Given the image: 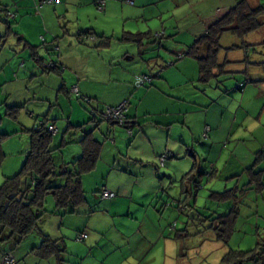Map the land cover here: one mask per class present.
<instances>
[{
  "label": "crops",
  "instance_id": "obj_1",
  "mask_svg": "<svg viewBox=\"0 0 264 264\" xmlns=\"http://www.w3.org/2000/svg\"><path fill=\"white\" fill-rule=\"evenodd\" d=\"M40 1L0 0V134L6 136L0 148V185L4 179L19 172L29 151L27 113L32 121L29 120L31 129L46 118L57 129L53 137L59 135L61 127L56 122L59 113L46 109L48 96L45 98L43 92L46 79H53L57 97L61 94L68 99L67 89L69 84H75L72 80L76 78L81 94L92 100L88 107L80 102L84 111L80 123L73 122L74 117L78 119V114L71 110L64 128L66 133L88 123L90 117H86L85 112L90 107H115L128 100L126 116L131 126V136L115 124L103 122L92 134L102 143V153L108 155L104 158V166H111L105 172L106 181L102 188L113 192L115 198L111 201L101 200L99 189L94 197L99 201L98 211L88 206L86 201L81 214L62 215L60 228H70L71 216L84 217L78 220L84 229L77 231L79 233H76L74 241L84 246L81 251L85 255L75 256V259H81L80 264H86L89 258L96 264H186L189 251L183 249L185 244L180 242L182 238L177 240L174 237L175 231L186 229V224L179 229L172 224L168 229V225L161 220L167 210L157 223L152 221L148 224L140 220L138 214L152 208L155 200L160 203L164 201V195L159 199L156 193L159 189H164L165 194L169 188H179L181 194L187 192L180 199V205L187 207L194 203L196 207L198 191H202L203 187L197 190L192 200L189 191L192 192L194 185L190 181L181 184L182 178L192 170L194 164L198 174H202L199 175L202 178L200 185L210 186L209 193L245 190L243 196L259 194L255 186L248 187L249 171L254 172L252 166L243 165L241 168L232 165L229 169L228 166L232 158V149L229 148L233 147L235 141L232 118L236 120L240 112L242 120L247 119L244 106L248 107L253 97L257 98L260 94H255V88L264 85V26L243 39L230 33L223 34L218 54L221 72H217V77L206 84L198 81V65L194 59L185 57L176 61L177 64H167L173 61V55L184 53L206 33L213 22L239 2L246 1L251 9H264V0H56L52 5L38 7ZM99 1L103 2L101 9L96 5ZM6 13L13 14L14 19L6 22ZM80 33L85 35L78 37ZM139 33L146 35L143 44L146 43L144 48L148 51L143 60V69L138 68L134 72L120 63L122 56L129 54L126 48H121V52H118L120 48H116V53L109 57L97 56L96 61L90 58L89 62L82 61V67L77 66L76 56L83 51H107L111 41L126 43L122 41L123 36ZM158 33H163V37L157 41L160 45L154 50L151 43ZM90 37L95 39L91 40ZM178 48L183 49L175 51ZM162 50L168 54H163ZM33 54L43 60L58 61L65 68L62 73L68 68L71 71L69 83L63 76L60 77L62 73L59 74L60 79L55 74L53 77L42 75L36 65L28 62ZM130 60L133 58L126 59ZM136 74L153 77L151 84L140 93L132 90ZM237 85H241V88L236 89ZM110 87H117V92L109 89L107 100L104 97ZM43 102L39 107L35 106ZM18 107L20 109L15 120L7 117L9 109ZM22 112L25 114L21 118ZM76 131L79 133V130ZM77 143L74 155H79L75 159L81 155ZM225 143L229 145L223 149ZM239 145L240 142L235 144ZM164 154L168 158L160 170L157 162ZM210 171L213 173L212 180L207 181L203 174ZM145 176L151 179L152 189L143 187ZM242 177H246L245 183H241ZM148 193L151 197L146 204ZM242 201L240 197L238 214ZM218 205L223 207L220 215H225L234 206L232 202ZM189 212L191 218L201 217L194 210ZM85 217L86 221L83 220ZM65 219H68L67 224ZM134 223L139 226L134 228ZM255 225L258 237L261 229L258 223ZM43 230V227L42 230L38 227V236L30 240L32 245L24 248L21 254L13 253L12 256L8 250L0 254V264H4L6 256H10L14 264H18V261H21L20 264H51V261L57 264L54 259L42 260L30 253L32 248L40 245L43 237H48ZM58 232L60 238L54 241L63 249L64 256L66 243L63 234L60 230ZM81 234L86 238L78 241L77 237ZM20 243L22 241L14 243L15 247ZM77 244L72 243V247H78ZM228 251L232 250L226 249L225 254ZM225 254L218 264H221ZM259 262H264L263 253L257 258V264Z\"/></svg>",
  "mask_w": 264,
  "mask_h": 264
},
{
  "label": "trees",
  "instance_id": "obj_2",
  "mask_svg": "<svg viewBox=\"0 0 264 264\" xmlns=\"http://www.w3.org/2000/svg\"><path fill=\"white\" fill-rule=\"evenodd\" d=\"M42 1L43 0H41L39 4ZM99 2H96V5ZM7 14L8 13H6L4 18L6 22L8 19H14L13 14V18H9ZM263 16V8L258 7L251 9L246 1H241L234 8L229 10L223 17L213 22L202 37H200L193 45L188 47L184 53H181L183 58H192L197 62L198 81L200 83H208L210 80L217 77L216 73L221 70V66L218 62V54L221 51L219 42L222 35L225 33H230L237 38L243 39L245 36L257 31L264 26V21L262 20ZM83 35L85 34L80 33L78 34V37ZM144 37L146 38V35L143 33L134 35L126 34L123 36L122 41L126 43H135L140 47L143 45ZM162 37L163 33L155 34L153 36L154 41L151 43V45L155 44ZM90 39L94 40L95 37H90ZM41 41L43 42L44 40L42 39ZM31 61H35L34 65H36V67L42 73L52 71L62 73L65 70V68L58 61L49 59L45 61L35 54L31 56ZM49 63H51L53 66V68L50 70L46 67ZM167 65L171 66L170 63ZM141 75L149 76L152 81L153 77L151 75ZM148 85H144L141 88H144ZM72 86L77 85L73 84ZM68 90L69 88L67 89V95L70 98L71 96L69 95ZM79 96L80 97L76 98V100L81 99L83 101V99H87V104L92 102L90 98L83 96L80 90ZM72 98L75 97L72 96ZM106 107L108 106H105L104 108ZM104 108L102 110H104ZM19 109V107L9 109L7 112V117L15 120ZM96 109L91 108L89 110L90 114L92 112L102 111L101 109ZM126 112L127 102L124 112L125 124L121 126L111 121H105L103 118L99 117V115L94 117L90 115L88 123L93 119H95L96 122V127L91 133L84 135L80 131V129L87 126L88 123L76 128L79 130V132H81L80 134L82 136L80 141H78V145L81 148L80 157L71 163L62 164L60 166L55 163L53 156L54 150L51 149L53 136L56 133L52 135L47 130L48 126H53L54 128L55 126L50 124L46 118H43V120L39 121L33 129L27 131L29 136V151L25 156V161L22 167L16 175L11 178L4 179L0 185L1 242L11 241L13 243H19L25 237L38 230V224L45 214L44 204L47 196L52 197L55 203V209L57 212H61V215H73L80 212L81 208L86 203V196L82 188L81 178L83 175H86L95 169L102 147V143L94 139L92 134L98 128L99 124L103 122L113 123L117 127L123 128L126 134L127 130H130L132 135L131 126L128 123L129 119L126 116ZM5 137V135L0 134V148L2 140ZM64 145L65 144L62 146ZM259 154L263 155L264 152H260ZM256 164L257 163L254 165ZM249 172L251 174L249 175L248 187L253 185L255 186L256 191L260 193L264 188L263 172H252V170ZM199 175L202 174H198L194 164L192 170L188 172L181 180V184L185 183L186 181H190V183L194 185L192 192L189 191V195L192 196V200L196 195L198 187H202L200 185L202 178ZM212 175V171L203 174L207 181L212 180ZM244 191L245 190H227L220 193H209L208 195V199L216 202L217 204H224L227 202H232L234 204L233 208H231L225 215H216L215 213L209 211V217H211L212 214L216 217L203 218V221H200L201 223H208V228L213 230L217 240L223 245L228 244V241L234 232V227L238 216L237 203L240 197L244 195ZM184 193L186 194L187 192ZM194 206V203H191L189 206L183 207L186 208V210L180 209V211L185 212L188 216L190 213L189 210H194V213L199 215V213L196 212ZM196 218H191L189 215L188 222L191 224L195 223L199 221V218L201 217L196 216ZM190 223H188V225ZM187 235V229H184L182 231H176L174 237L175 239L179 240L180 238H184ZM259 247L257 244L256 249L248 252L228 251L223 256L221 264H244L246 261L257 264V258H259L262 253V251H259ZM30 253L42 260L54 259L57 264L63 263V249L59 247L57 241H52L48 237H43L40 245L32 248ZM262 264H264V262H262Z\"/></svg>",
  "mask_w": 264,
  "mask_h": 264
},
{
  "label": "rangeland",
  "instance_id": "obj_3",
  "mask_svg": "<svg viewBox=\"0 0 264 264\" xmlns=\"http://www.w3.org/2000/svg\"><path fill=\"white\" fill-rule=\"evenodd\" d=\"M111 42L112 44L109 47L110 49H108L107 51H100L96 53L93 50L92 51L90 50V51H83V53L78 54L76 56V59L78 60L77 66L82 67V63L84 61L89 62L90 58L96 61L97 56L109 57V55L116 53V48H120L118 52L122 51L121 48L123 49L126 48V50L129 51L128 52L129 54L122 56V58L120 59V63L123 66H127L128 68H130L131 71H134V72H137L138 68L143 69L145 67V63L143 62V60H145L146 53L148 52L144 48L146 43H144L142 46L139 47L135 43H121L119 41H114V40ZM159 45L160 44H158V42H156V44H152V46H154V50H156ZM178 49L179 50H175V51H182L183 48H178ZM161 52L163 54H168L164 50H162ZM128 58H133V60L126 61V59ZM44 60L47 61L48 59L44 58ZM171 60L173 61H170L169 63L172 62V65H173L176 63V61H180L181 59H179L177 55L176 56L173 55L171 57ZM29 61L33 65L35 64V61L34 62L31 61V58L28 60V62ZM70 73L71 71L68 68H66V72L60 75V77L63 76L65 80H67V84L69 83L68 75ZM59 74L60 73L54 72V71L42 73V75L51 76V77H53L52 75L54 76L58 75L56 77L60 79ZM137 75H141V74H136L134 75L133 78H135ZM133 81H132V85H133ZM72 82H75V85H77L76 78L75 79L73 78ZM44 83H46V85L43 87L44 97L46 98L48 96V101H47L48 106L46 105L47 106L46 109L50 111L53 110V112L59 113V118L56 122L59 124L58 126L61 127V130L59 132L58 137H55V138L53 137L51 149L54 150L53 156H54L55 163L58 166H60L62 164L73 162L75 157L79 155V154L74 155V151L76 152V146H77L76 143L80 141V138H81V134H79L80 132L78 133L76 129H71V132H68V133L64 131L65 125L67 123L66 121L67 119H69V115H71L72 113L71 110L73 109L72 111L78 114V119L76 120V117H74L73 122L80 123L82 122V119L84 117V115H82L84 111L81 108V104H84L87 107L89 106V104L85 103L81 99L76 100V98H72V97L70 98L68 97L67 99V97L61 94L60 96L57 97L56 89L54 87L52 78L46 79ZM32 85L35 86V83L33 82ZM72 85L69 84V88L72 87ZM109 89L113 93L117 92V87L107 88L106 94L104 97L107 100L109 99V96H110L107 93ZM132 90L134 91V93L135 92L140 93L142 92V90H144V88L140 87L136 89L134 88ZM255 90H256L255 94L260 92L258 97L257 98L253 97L251 102L248 104V107L246 105L244 106V109L247 113L246 114L247 119L242 120V116L240 112H238L236 120L232 118V124L234 123L233 139L235 141L233 142V147L232 146H230V148L228 147L229 149H232L231 150L232 152L230 154L232 155V158L229 161L230 164L228 166V169L232 165H236V167H241V168L243 165L250 166V167L252 166L251 168L254 169V172L262 171L264 174V154L263 155L259 154L260 152H264L263 151L264 149V85L260 87L259 86L256 87ZM184 92H187V91L184 90ZM126 101L128 100H125L124 102ZM40 104H44V102L38 103L35 106L39 107ZM90 108L96 109L95 107H90ZM103 108L104 107H102L101 110ZM24 114L25 113L22 112L21 118ZM85 115L86 117L87 115L90 116L91 115L90 111H88L87 113L85 112ZM26 117L28 118L27 128L31 129L32 121L29 119L28 113L26 114ZM70 124L72 126L74 125L72 123ZM26 136H28V134H26ZM238 142H240V145L235 146V144ZM63 144L65 145L62 146ZM228 145L229 144H226V143L223 144V149H225ZM227 151L228 149H226V152ZM107 157H108L107 153L105 152V155H104L101 151L99 159L96 163L95 169L92 172L86 175H83L81 178L82 188L85 192L87 205L93 206L92 209L96 211H98L97 204L99 201L97 199H94V197H96V193L98 192L99 189L102 190L104 188V187L102 188V186L105 185V181H106L105 172L111 167V166H107V164H105L104 166V158H107ZM159 159L160 158H158L157 165L159 169L162 170ZM255 163L257 164L254 165ZM144 181H145V184L143 187L146 190L153 188L152 187L153 184L150 178L145 176ZM161 181H163V179H161ZM243 182L244 183L246 182V177H242L241 183ZM202 187H203L202 191L201 190L198 191V201L195 207L196 212H198L199 215L201 216V218H199V221L192 223V224L190 223L189 225H188V222L185 223V221H188V217L186 213L179 211L180 209L184 207L180 205V199L183 197L184 194L180 193L179 188H169L167 189V192L165 194H163V191H162L164 189H162L161 191L159 189L156 193H158L159 199H161V196L164 195L162 197L164 201L160 203L157 200H155L152 208L154 210L156 209V211H154L151 207L149 209H146L144 212L140 211V213L138 214L139 219L140 220L143 219L144 222H147L148 224L150 222L152 223V221H156L154 223H157L158 218H161L164 210H167L166 214H164L161 220L164 224L168 225L167 226L168 229H169V226H173L172 224H175L176 229H179L183 225L186 224L188 235L186 236V238L184 239L182 238V240L180 241V242L183 241V243L185 244L183 249L185 250L187 249V251H189L187 252L188 260H186V264H218L219 260L221 259V256L225 254L226 249L227 250L229 249L232 251L248 252V251L254 250L257 247V244H258V247L260 246L259 251H262V253L264 254V188L259 194L257 193V195H253V197H250V196L247 197V195L242 196L243 201L240 203L241 205L239 206L240 210L237 216V221L235 223L234 232L232 233L227 246H224L223 244L219 243L216 240L213 230L208 228L209 226L208 223L200 222L203 218L205 219V218L216 217V216H213V214L211 217H209L208 211H211V212L215 211L219 215H220V212L223 211L222 206L217 207L219 205L216 202L211 201L210 199H207V196L209 192L211 191L210 186H206L205 184H203ZM137 192L138 190L135 189V193ZM149 197L151 196L148 193V198H146V200L145 199H142V200H145L146 201L145 203L147 204ZM83 209L79 212L80 214L82 213ZM44 211H45V214L43 215L42 220L39 223V226H38L39 229L42 230V227H43L44 228L43 231H45L49 239L51 238L50 240L52 241H54L56 238H60V234L58 232L59 230H60V233L63 234L64 236L65 243L67 246L65 245L66 250L63 256L64 261L62 264H80L82 262L80 261L81 259H75V256L77 254L81 257L82 253L85 255V253L81 251V247H84V246L80 243L77 244L74 241L76 239L75 238L76 233H79L77 231H82L84 229L83 228L84 226L82 227L80 223L78 222V220H80L79 218H84V217L71 216L72 219H70V222H69L71 223L70 228H66V226H63L60 228L61 221H62L61 219L63 218V216L61 215V212L56 211L55 203L51 196L46 197L45 204H44ZM83 220L86 221L87 218L85 217V219ZM64 222L65 224H67L68 219H65ZM255 223L256 224L258 223V228L261 229L260 233L258 234V237L255 234V230L257 229L256 228L257 226L255 225ZM138 226H139L138 224L134 223V228ZM170 230L174 232V229L171 228ZM70 233H72L71 237H69ZM37 234H38L37 231H35V233H33L29 238L22 240V243H20V245L16 247H15V244L11 241L8 243L0 241V254H2L3 252H6L7 250L12 253L11 254L12 256L14 255L13 253L21 254L24 251V248L28 247L29 245H32V242H30V240H33L32 238H36V236H38ZM72 243L77 244L80 250L76 246L72 247ZM223 247H225V250H223ZM262 253H261V256H262ZM205 258L207 259L204 260ZM89 259L86 260L87 262L86 264H96L95 261H93L92 259L90 260ZM88 261H90L91 263H89ZM20 262L21 261H18V264H20ZM28 264H31V263L28 262ZM51 264H54V263L51 261ZM142 264H148V263L144 262ZM245 264H254V263L248 262ZM258 264H262V263L259 262Z\"/></svg>",
  "mask_w": 264,
  "mask_h": 264
},
{
  "label": "built area",
  "instance_id": "obj_4",
  "mask_svg": "<svg viewBox=\"0 0 264 264\" xmlns=\"http://www.w3.org/2000/svg\"><path fill=\"white\" fill-rule=\"evenodd\" d=\"M56 3V0H43L38 7H42L44 5H52ZM103 2H99L97 4V8L98 9H101L100 5L102 4ZM7 16L9 18H13V15L12 14H7ZM177 57L179 59H182V55L181 54H177ZM170 65H172V63H170ZM47 68L52 69L53 66L51 63H49L47 66ZM151 83V78L149 76H146V75H140V76H136L135 79H134V87L136 88H140L144 85H148ZM241 87V85H237L236 86V89H239ZM68 93L69 95L72 97H75V98H78L80 97L79 96V90L77 88V86H72L69 88L68 90ZM83 101L85 103L88 102L87 99H83ZM125 107H126V102H123L121 103L120 105H118L117 107L115 108H111V107H106L104 108V110H102L101 112H92L91 115L92 117L94 116H98L103 118V120L105 121H111L117 125H124L125 124V116H124V112H125ZM96 127V122H95V119H93L91 122H89L87 124V126L85 127H82L80 129V131L84 134V135H87L89 133H91ZM48 132L52 135H54L57 130L53 127V126H48L47 128ZM80 132V133H81ZM127 134L128 135H131V131L130 130H127ZM167 155H162L160 156V163L161 165L165 162V160L167 159ZM198 189H200V187H198ZM100 199L101 200H106V201H111L115 198V194L109 190H107L106 188H103L101 191H100ZM183 210H186V208H182ZM86 238V235H80L77 240H82V239H85ZM3 262L4 264H14V261L13 259L10 257V256H6L4 257L3 259Z\"/></svg>",
  "mask_w": 264,
  "mask_h": 264
}]
</instances>
